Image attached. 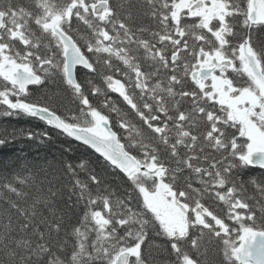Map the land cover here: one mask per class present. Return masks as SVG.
I'll return each mask as SVG.
<instances>
[{"label": "snow or ice", "instance_id": "1", "mask_svg": "<svg viewBox=\"0 0 264 264\" xmlns=\"http://www.w3.org/2000/svg\"><path fill=\"white\" fill-rule=\"evenodd\" d=\"M0 117V264H264V0H0Z\"/></svg>", "mask_w": 264, "mask_h": 264}, {"label": "trees", "instance_id": "2", "mask_svg": "<svg viewBox=\"0 0 264 264\" xmlns=\"http://www.w3.org/2000/svg\"><path fill=\"white\" fill-rule=\"evenodd\" d=\"M0 128H8L9 131L12 129H28L33 131L48 130L55 137V142L49 145H39L35 142H28L26 140H17L10 143L7 146H0V161L15 160L20 158L21 161L27 159L29 161H36L44 163L45 161H57L60 158V146L65 143V138L57 136L54 130L47 129L42 122L33 120L30 118H3L0 117ZM76 151L70 155L75 156H87L90 150L85 149L78 144ZM256 176L260 175L259 171L253 173Z\"/></svg>", "mask_w": 264, "mask_h": 264}]
</instances>
